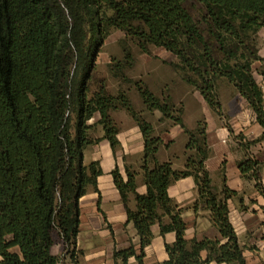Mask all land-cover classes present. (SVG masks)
Segmentation results:
<instances>
[{
    "label": "trees",
    "instance_id": "16d2710c",
    "mask_svg": "<svg viewBox=\"0 0 264 264\" xmlns=\"http://www.w3.org/2000/svg\"><path fill=\"white\" fill-rule=\"evenodd\" d=\"M187 1L203 6L200 22ZM262 29L264 0H0V264H62L52 253L58 243L79 264L80 202L91 189L99 193L103 174L99 163L85 164V152L107 140L116 153L119 128L110 112L121 108L141 130L144 156L140 171L127 167L126 179L118 167L112 173L128 224L140 238L139 248L115 251V264H130L132 258L144 264L155 225L163 236L176 235L175 243L166 245L169 259L163 264H246L229 217V201L238 193L225 178L221 190L213 185L206 167L212 153L206 126L199 123L189 135L190 155L185 170L178 171L172 162L159 161L163 142L126 94L111 97L103 87L89 96L102 47L113 31H122L142 54L151 55V47L173 54L178 61L170 66L217 114H222L219 83L232 84L264 130V88L254 71L256 63H264L258 45ZM258 73L264 79V68ZM136 85L151 111L182 125L175 109ZM97 113L103 139L93 137L95 125L89 124ZM262 141L264 132L244 148ZM258 168L252 157L239 163L245 177L257 178ZM221 172L225 176V164ZM140 174L145 195L137 191ZM189 177L199 193L194 209L211 213L221 239H186L183 210L169 188ZM16 247L20 254L12 251Z\"/></svg>",
    "mask_w": 264,
    "mask_h": 264
},
{
    "label": "crops",
    "instance_id": "0c3cea01",
    "mask_svg": "<svg viewBox=\"0 0 264 264\" xmlns=\"http://www.w3.org/2000/svg\"><path fill=\"white\" fill-rule=\"evenodd\" d=\"M260 56L264 59L263 50H260ZM255 65L261 67L263 64ZM257 81L264 88L263 77ZM249 110L252 114V122L247 121L243 125L237 123V126L243 136L251 137L250 142H254L262 137L264 130L257 122L255 113L250 108ZM112 116L119 128L120 148L115 153L110 142L102 140L85 152V164L99 163L103 174L98 178L99 193L91 189L80 202L81 224L78 249L83 250V255L79 264H115L114 253L117 249H127L132 245L139 248L140 244L134 225L128 224L127 211L115 186L112 173L118 167L126 179V168L132 169L141 163L144 156V138L137 124L129 116L118 112H114ZM100 119L101 116L95 121L92 119L89 124H97ZM177 128L174 127L169 131L173 132ZM210 129L211 126L208 129L207 139L212 153L206 162L207 170L211 173L216 188L222 189L225 178L226 186L238 193L237 198L229 201V217L239 244L243 248L246 264H264V141L252 145L250 150H244L240 145L226 143L223 140L227 137L224 130L220 129L214 133L215 130ZM99 131V138L103 139V128L100 127ZM169 131L161 134L166 146L159 150L158 159L161 162L171 160L176 169H184L186 143L181 150H178L174 139L170 138L172 132ZM165 136L169 139H165ZM248 153L254 155L252 158L259 163L257 178L254 175L245 177L239 169V163L247 159ZM223 164H225V176L221 172ZM137 191L140 195L147 193L142 177H139ZM169 196L179 209L183 210L182 215L187 224L186 239L189 242L221 239V234L212 221L211 213L202 207L198 210L194 209L199 193L192 177L172 184L169 188ZM248 199H251V207H248ZM130 206L136 209L134 197H131ZM152 231L154 239L146 248L144 264H163L169 259L166 245L174 244L176 235L175 233L161 235L159 225L153 226ZM12 251L20 254L18 247ZM64 252L62 243L56 244L52 249V253L61 258ZM202 257L206 259L208 252H203ZM62 264L74 263L66 259ZM130 264L138 263L132 258Z\"/></svg>",
    "mask_w": 264,
    "mask_h": 264
},
{
    "label": "rangeland",
    "instance_id": "374dc122",
    "mask_svg": "<svg viewBox=\"0 0 264 264\" xmlns=\"http://www.w3.org/2000/svg\"><path fill=\"white\" fill-rule=\"evenodd\" d=\"M185 6L195 20L200 22L203 6L196 1H187ZM258 45L259 49L264 51V29L258 34ZM150 50L151 55L142 54L135 40L128 37L122 31H113L96 59L89 98L93 97L103 87L111 97L116 98L120 94H126L134 111L151 125L154 137L162 140L163 145L161 148L166 146L161 137L162 132H167L172 128L174 129V127H178L177 130L171 131L170 138L174 139L173 141L176 143L178 150H181L186 143L184 169H176L173 161H167L172 162L174 168L178 171L185 170L190 155L187 150L189 135L196 132L199 123L206 126L207 136L210 126L211 131L215 130L214 133L220 129L224 130L223 132L227 134V137L223 140L228 144L244 147L246 143L251 141L249 139L251 137L241 136L242 133L239 132L237 123L240 125H243L247 121L251 123L252 114L247 102L240 96L232 84L225 80L219 83L218 93L222 114H217L203 101L204 99L201 94L191 86L185 84L178 73L170 66L171 63L178 61L173 54L162 48L151 47ZM263 68L264 63L261 67L254 65L255 77L258 80L262 77L258 73V70ZM137 83H141L142 87L150 91L162 105H169L175 109L176 114L182 118V125H176L171 120L166 119L159 110L151 111L147 107L136 85ZM114 112L127 115L133 119L125 109L112 110L110 115L115 124L116 120L112 116ZM99 116L101 115L97 113L93 121ZM100 121L94 124L95 127L92 130L94 138H99V128L102 127ZM165 139L168 140L169 137L165 136ZM250 147L249 150L251 149ZM244 150L246 149L244 148ZM252 156L254 155L248 153L246 157L250 158ZM142 161L132 168V170L140 171ZM139 177L143 178V176L141 174L138 176V182ZM248 203V207H251V199H248ZM81 251L83 252V250ZM70 258V255L65 251L62 257L63 261L66 259L70 260ZM80 258L81 256L79 257V263Z\"/></svg>",
    "mask_w": 264,
    "mask_h": 264
}]
</instances>
